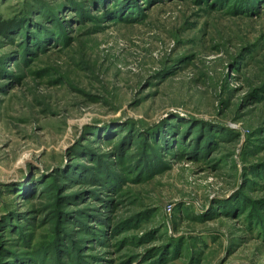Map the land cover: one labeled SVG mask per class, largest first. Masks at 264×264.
I'll list each match as a JSON object with an SVG mask.
<instances>
[{
	"label": "rangeland",
	"instance_id": "rangeland-1",
	"mask_svg": "<svg viewBox=\"0 0 264 264\" xmlns=\"http://www.w3.org/2000/svg\"><path fill=\"white\" fill-rule=\"evenodd\" d=\"M1 19L0 264H264V0Z\"/></svg>",
	"mask_w": 264,
	"mask_h": 264
},
{
	"label": "trees",
	"instance_id": "trees-1",
	"mask_svg": "<svg viewBox=\"0 0 264 264\" xmlns=\"http://www.w3.org/2000/svg\"><path fill=\"white\" fill-rule=\"evenodd\" d=\"M21 19H4L0 21V35L8 34L9 31H14L18 28L24 30L26 28V23H23Z\"/></svg>",
	"mask_w": 264,
	"mask_h": 264
},
{
	"label": "built area",
	"instance_id": "built-area-1",
	"mask_svg": "<svg viewBox=\"0 0 264 264\" xmlns=\"http://www.w3.org/2000/svg\"><path fill=\"white\" fill-rule=\"evenodd\" d=\"M233 127L238 128V125H233Z\"/></svg>",
	"mask_w": 264,
	"mask_h": 264
}]
</instances>
